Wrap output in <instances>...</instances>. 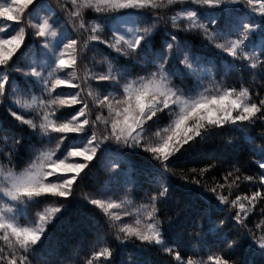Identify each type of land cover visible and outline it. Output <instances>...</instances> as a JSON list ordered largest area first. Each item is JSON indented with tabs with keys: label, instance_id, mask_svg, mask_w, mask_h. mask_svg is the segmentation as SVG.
<instances>
[{
	"label": "snow or ice",
	"instance_id": "1",
	"mask_svg": "<svg viewBox=\"0 0 264 264\" xmlns=\"http://www.w3.org/2000/svg\"><path fill=\"white\" fill-rule=\"evenodd\" d=\"M167 4L170 17L163 0L0 3V264H163L152 250L168 264H264V0ZM99 45L116 54L107 70L90 56ZM241 169L250 196L208 182ZM74 207L102 212L116 243L50 246L81 230Z\"/></svg>",
	"mask_w": 264,
	"mask_h": 264
},
{
	"label": "trees",
	"instance_id": "2",
	"mask_svg": "<svg viewBox=\"0 0 264 264\" xmlns=\"http://www.w3.org/2000/svg\"><path fill=\"white\" fill-rule=\"evenodd\" d=\"M4 2V0H0V3ZM49 3H52L53 5H55L56 0H48ZM61 2H63V0H61ZM79 2L81 4L82 0H79ZM159 2V0H158ZM182 6V5H181ZM168 4H167V0H163V6H162V14H166L167 16H171L174 13L168 11ZM179 8H175V11H178ZM249 10L248 9H244V14H248ZM258 15V13H257ZM86 19H88L89 21H91V17H86ZM9 24H12L14 22H8ZM69 27H71V22H69ZM0 28H4L5 31H11L10 28L7 27V25L4 24H0ZM88 37V33L85 32L83 33V39H87ZM103 38V37H102ZM95 43V42H93ZM116 54L114 52H112L111 49H107L106 45H99L98 46V50L96 52L90 53V56L95 58V61L97 63L98 69L97 70H107V64L104 63V61L109 58V56H115ZM77 64L79 65L77 67V75H83L84 74V68L82 65H80V61L79 58L77 59ZM85 64H87V66L89 68L92 67V65L89 62H85ZM68 71H71V69H68ZM233 79V78H230ZM246 80H251L250 76H246L245 77ZM259 81H256L257 84V88L256 91H260V88L258 87L259 85ZM246 87L248 86L247 84L245 85ZM64 89H67L69 91H75V89H72L69 85H62L61 86ZM35 95H39L38 93H34ZM261 95H264V92H261ZM104 115H107V111L105 110ZM243 159H248L247 155L245 154L243 157ZM6 163V162H5ZM180 163H187L189 165V167H204L205 165L203 163H201L198 160H183L180 161ZM23 167H26V165L21 166L20 169H17V171H22ZM94 174H98L97 170L94 169L93 170ZM226 173L221 171L219 174H214L211 177H208V182L212 183V182H217V183H225V189L224 192L225 194H229V198L230 199H235L236 196H245V195H251V192L254 191L255 189H251L249 187V182L246 181L244 179L245 176L247 175H251V172H245L243 169H241V171L239 173H233L232 177H229L228 181L225 182L224 181V175ZM236 175L240 176L239 180H236L235 177ZM98 186L96 185L95 181L92 179H88L84 182V186H83V192L84 193H88V192H95L96 188ZM264 191V190H262ZM135 203L137 205L139 204H144L146 203V201L143 198V195H141L140 197H133L132 198ZM45 207V205H41L40 208L36 209V211H40ZM260 205L257 204V210L259 209ZM169 212L172 211V208L168 209ZM252 215H255V213H253ZM84 216H89L92 218V220H94L98 225H103V229L101 232L97 233L94 230H88L83 228V225L80 223ZM70 221L73 225H79L80 227V231H77L74 235L68 233L67 229L65 228L63 231H58L55 234V238L53 242H50V246L56 245L57 246V251H61L64 255L70 256L73 255L72 252V247L76 246L77 244L80 246V248L83 251H88L89 249L93 248V246H95V250H99L101 247H104L106 244H111L114 245L116 242L114 241L113 237L111 235H108V232L110 231L107 228V225L104 224V215L102 212H100L99 210H95L94 212L89 211L86 208L83 207H74L72 210V214L70 216ZM256 220H253V223H256ZM251 226V225H250ZM69 237H71L70 241H69ZM67 242V243H66ZM0 246H2V242H0ZM175 246V245H173ZM215 252V250H211V251H207L204 253H201L200 255H193L192 252L189 250L188 251V255L184 256V251L182 250L181 255L184 259H188L191 258L195 261H199L201 259L205 260L206 262L208 261V256L212 255ZM146 258H150L153 261H163V264H168V260L170 259L167 254L165 253H161L158 252L157 250H152L149 253H146ZM40 257L37 256L36 260L34 261V264H37V262L39 261ZM104 258L101 257V260H103ZM118 259H124V255L123 252L121 253L120 257H118Z\"/></svg>",
	"mask_w": 264,
	"mask_h": 264
},
{
	"label": "rangeland",
	"instance_id": "3",
	"mask_svg": "<svg viewBox=\"0 0 264 264\" xmlns=\"http://www.w3.org/2000/svg\"><path fill=\"white\" fill-rule=\"evenodd\" d=\"M82 3H84V0H82ZM2 201H0V203H1ZM125 220H127V221H129V222H131V218L130 217H125L124 218Z\"/></svg>",
	"mask_w": 264,
	"mask_h": 264
}]
</instances>
